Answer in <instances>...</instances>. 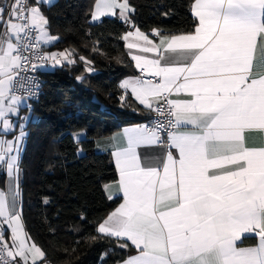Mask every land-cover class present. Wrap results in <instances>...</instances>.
<instances>
[{
	"label": "snow or ice",
	"instance_id": "1",
	"mask_svg": "<svg viewBox=\"0 0 264 264\" xmlns=\"http://www.w3.org/2000/svg\"><path fill=\"white\" fill-rule=\"evenodd\" d=\"M45 2L12 0L7 8L0 6L2 133L13 130L10 118L26 99L15 92L17 83L24 84L17 79L21 71H35L49 61L53 67L75 63L69 50H40L58 39L46 30ZM117 9L129 22L134 8L128 0H97L91 19L116 16ZM192 14L198 23L191 33L153 29L158 44L138 28L123 37L143 41L127 47L156 58L132 55L143 77L152 78L125 80L120 87L163 119L125 129L127 147L113 153L123 203L97 232L114 238L120 248L136 250L117 264H264V146L246 144V133L264 136V0H194ZM33 30L38 33L34 41ZM177 51L187 62L167 61L165 53ZM80 60L91 64L83 56ZM38 89L37 84L29 94ZM173 93L188 99H172ZM15 127L19 135L0 140V164L15 185L11 201L0 191V264H9L5 257L27 264L29 256L36 264L45 254L27 243L21 223L17 197L26 132L23 124ZM163 133L178 155L169 150L158 163H142L137 147L165 144ZM245 234H255L259 243L240 246Z\"/></svg>",
	"mask_w": 264,
	"mask_h": 264
},
{
	"label": "trees",
	"instance_id": "2",
	"mask_svg": "<svg viewBox=\"0 0 264 264\" xmlns=\"http://www.w3.org/2000/svg\"><path fill=\"white\" fill-rule=\"evenodd\" d=\"M95 1L41 5L48 32L58 38L47 50H69L75 60L43 73L44 94L30 103L20 159L21 221L50 264H117L132 252L97 232L118 200L105 196L104 186L116 180V172L108 155L95 152L94 142L145 118L130 97L121 99L119 82L136 75L122 40L127 26L109 18L90 23ZM193 1L128 0L132 24L144 34L192 32Z\"/></svg>",
	"mask_w": 264,
	"mask_h": 264
},
{
	"label": "crops",
	"instance_id": "3",
	"mask_svg": "<svg viewBox=\"0 0 264 264\" xmlns=\"http://www.w3.org/2000/svg\"><path fill=\"white\" fill-rule=\"evenodd\" d=\"M31 1H33V0H31ZM96 2H97V0L95 1V3ZM193 3H194V1H193ZM193 3L191 4L190 12H191V16L195 20V25H196L198 23V21H197V18L194 17V15L192 14V5H193ZM93 10H94V6H93ZM116 12H117L116 16H101L100 19L96 20V21H93L91 19V17H90V23L97 24L104 18L117 19L118 21L123 23L125 26H127V31L123 35V37L128 32H133L134 33L135 30L137 29V28H135L133 26L132 21H131V18H132V15L134 14V12L129 14V22H125L123 19L120 18L119 9H117ZM193 31H194V29H193ZM189 33H191V32H189ZM185 34H187V33H185ZM145 35H148L149 39H152L154 43H156V44L159 43V37H154L152 35V32H150L149 34H145ZM178 35H180V34H178ZM123 37H122V40H123V44H124V47H125V51L127 53V56L129 57V59L131 60V62L133 64V67L135 69L136 75L123 78L119 82V88L123 92V96H122L123 99L125 97H130L140 107V109L142 110V114H143L142 116L144 117L147 114L148 110L145 109L142 105H140L139 102L134 98V96H132L130 89L125 90V89L121 88L120 85L125 80H132V79H135V78H139V75H140L141 72H140L139 69H137L136 62L134 60H132V58H131L132 55H139V56L147 58V59H154V58H156V54L155 53H150V52L149 53L140 52L138 49H129L127 47V44L129 42H136V43H139V44L142 45L143 41L135 40L134 36L133 37H129V39L127 41H125L123 39ZM56 41H57V39L53 40V42L51 44H49V46L54 44ZM44 48L46 49L47 53H59V51H56V50H52V51L50 50L49 51V50H47V48L45 46H44ZM61 52H64V51H61ZM259 55H260V53L257 52V59L259 58ZM165 57H166V59H167V61L169 63H176V62L181 61V60H183V62H187L186 55L184 53L180 52V51H177L175 53H165ZM163 62L164 61H162V63ZM64 64L70 65L66 61L64 62ZM71 64H73V63H71ZM56 67H58V66L51 67V68H46V69H44V71L46 72V71L52 70V69H54ZM147 78L151 79L152 77H147ZM170 98H172V99H188V97L184 93H179V94L173 93L170 96ZM23 101H27V100H24V99L22 100V103L19 106L18 114H13L11 116V118H10L11 122H13V124H14L13 130H10L8 133L0 132V140L12 139L13 135H19V128L15 127V126L23 124V126L25 128L26 135H25V139H24V142H23L22 151L20 153V159H21V155H22V152H23L25 140H26V137H27V131H26L27 124L25 125V121H27V123H28L32 119V118H29V117L25 118L23 116L24 114L26 115L30 111L29 104H25ZM144 124H145V121L122 126L120 129H118L117 131L113 132L111 135L103 137V138H98L94 142V150H95V152H97L99 154L108 155L109 158H110V161H111V163H112V165L114 167V170L116 172V180L114 182L109 183V184L104 186V193H105V196L107 197V199L110 200V201L118 200V204L116 205V207L114 208L113 211H115V209L118 208L121 203H123V195L118 190V184H119V178H120L119 177V170H118V168L116 166V159H115V156L113 155V153L118 151V150H121V149L127 147V139H126V137L124 135L125 129L134 128V127H137V126H143ZM0 130H2V124H0ZM246 137H247V139H246L247 146H250V147L264 146V136H262L260 133H258V132L246 133ZM81 138H83L82 134L80 136H78L77 139H81ZM169 150L172 151L174 155H178V153L176 152L175 149H169L166 145L142 144V145H139L137 147V149H136L138 155L141 158L142 163H144V164H155V163H158L160 161V159ZM19 183H20V172H19L18 186H19ZM0 191H3L6 194V197L8 198L9 201H11L12 192L15 191V185L4 174V167H3L2 164H0ZM19 192H20V190H19ZM110 196H111V199H109ZM19 198H20V196L17 197V206H18V209L20 210ZM107 217H108V215L104 219H106ZM21 223H22V221H21ZM22 226H23V224H22ZM23 229H24V227H23ZM7 235L10 237V230L7 233ZM245 238H254L253 239L254 240L253 244H244V245L241 244V242ZM7 242H9V245L11 244V240L10 239ZM27 243L30 245L32 242L30 240H28ZM238 243L242 247L256 246L259 243V237L255 236V234H245L241 238V241H239ZM130 248H131L132 252L128 256L135 255L136 254V250H135L134 246H131ZM13 261L16 264L17 263L18 264H24V261L20 257H16ZM42 261H43V258H37L36 264H40ZM27 264H32V260H31L30 256H29Z\"/></svg>",
	"mask_w": 264,
	"mask_h": 264
},
{
	"label": "built area",
	"instance_id": "4",
	"mask_svg": "<svg viewBox=\"0 0 264 264\" xmlns=\"http://www.w3.org/2000/svg\"><path fill=\"white\" fill-rule=\"evenodd\" d=\"M11 2L12 0H0V6L7 8L11 4ZM29 2L32 3L31 0H29ZM2 30L4 29H0V31ZM31 35L34 41V38L36 35H38V33L35 30H33ZM21 43H24V41L22 40ZM40 50L47 53L43 45H41ZM51 67L53 66L51 61H49L44 67H37L35 71H33L31 68H28L26 71H21L17 79L18 81H24V84L23 87H20L19 83H17L15 87L16 94L22 95V97H26V99L24 100H27L30 103L38 101L40 97L44 94V87H43V73L45 72L44 69ZM139 78H147V77H143L142 73H140ZM37 84L39 85V89L36 95H30L29 90L32 89ZM144 118H145L144 125H147L149 127L153 126V123L155 121L163 119L162 117H158L156 113L149 111L144 116ZM162 138L165 140V144L163 145L167 146L166 133L162 134ZM5 258L9 261V264H16L11 259V257H5ZM40 264H50V262L48 260H43Z\"/></svg>",
	"mask_w": 264,
	"mask_h": 264
},
{
	"label": "rangeland",
	"instance_id": "5",
	"mask_svg": "<svg viewBox=\"0 0 264 264\" xmlns=\"http://www.w3.org/2000/svg\"><path fill=\"white\" fill-rule=\"evenodd\" d=\"M56 0H46V2L45 3H43L44 5H50V4H52V3H54ZM35 3H37V0H33V4H35ZM46 30H47V28H46ZM48 31V30H47ZM49 33V32H48ZM49 35L50 36H53V35H51L50 33H49ZM55 37V36H54ZM53 41H51V42H49V43H47V44H42L43 46H45L46 48H48V47H50L49 46V44H51ZM53 45V44H52ZM86 69H87V71H89V69H90V67L88 66V65H86ZM25 104H29V107H30V111L25 115H23L25 118H27V117H29V118H31L32 117V114H31V105H30V103L28 102V101H23ZM27 120V119H26ZM27 124V121H25V125ZM9 243V242H8ZM18 264V263H17Z\"/></svg>",
	"mask_w": 264,
	"mask_h": 264
}]
</instances>
